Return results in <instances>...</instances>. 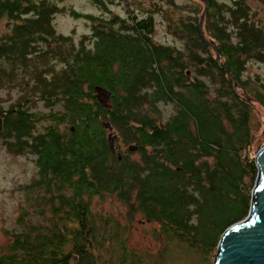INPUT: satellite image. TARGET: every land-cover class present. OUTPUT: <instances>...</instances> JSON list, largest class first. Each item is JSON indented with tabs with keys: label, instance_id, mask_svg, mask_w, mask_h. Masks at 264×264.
Wrapping results in <instances>:
<instances>
[{
	"label": "trees",
	"instance_id": "1",
	"mask_svg": "<svg viewBox=\"0 0 264 264\" xmlns=\"http://www.w3.org/2000/svg\"><path fill=\"white\" fill-rule=\"evenodd\" d=\"M55 1L62 0H0L11 32L0 37V84H20L24 94L0 110L3 144L38 156V178L25 190H43L33 208L46 218L14 234L0 264H143L128 242L137 215L159 226L153 234L165 249H189L209 264L225 231L251 210L264 145L251 157L252 96L241 100L236 85L247 62H264L263 23L244 2L208 0L204 35L213 46L201 34L200 9L175 20L184 49L157 44L153 17L131 11L87 15L91 33L78 43L56 32L64 9ZM214 86L217 98L209 99ZM98 87L112 93L107 107ZM252 93L264 105V93ZM36 101L61 107L44 133L29 110ZM164 104L174 113L163 122ZM106 124L125 145H139V160L112 153ZM105 196L126 207L127 224L93 214L92 199Z\"/></svg>",
	"mask_w": 264,
	"mask_h": 264
},
{
	"label": "rangeland",
	"instance_id": "2",
	"mask_svg": "<svg viewBox=\"0 0 264 264\" xmlns=\"http://www.w3.org/2000/svg\"><path fill=\"white\" fill-rule=\"evenodd\" d=\"M105 2V6H99L94 0H62L55 1L58 7L64 9V12L58 14L54 18V27L56 32L63 36H72L76 42H80L83 37H87L91 33L92 22L87 15L95 16L97 19H111L114 16L127 18L128 12L136 13L139 17L148 14L153 17L155 23L154 41L162 46L172 47L175 49H184V37L178 32L172 30L176 28L175 20L180 17L182 20L188 21L190 16L199 9L203 11L202 3L193 2L191 0H101ZM218 3H231V0H216ZM172 2V3H171ZM250 7V16L256 21L263 23L264 28V1L246 0ZM176 5L178 9L173 8ZM71 10L79 13L74 16ZM200 12V11H199ZM202 13H200L201 18ZM10 22L7 19L0 20V37L11 34ZM206 22L204 23L205 29ZM222 61V60H221ZM61 68V67H60ZM241 89L237 90L241 100L245 98V93L251 97L249 104L253 110L252 120L250 124L251 133L253 134V146L251 149V157L257 154L258 146L264 145V105L256 101V95L252 93L256 88V93H264V62L249 61L244 69L241 78ZM251 81L250 89L248 84L243 82ZM210 86L212 83L209 82ZM223 85V84H222ZM216 86H219L217 84ZM216 86L209 89L208 98L216 99ZM24 98L22 86L17 83L3 85L0 84V110L7 111L15 102ZM31 113L40 116L37 123L38 132L44 133L52 125V121L48 116L53 112L61 110L60 105L53 108L48 107L43 101H36L29 109ZM174 113V107L171 104L161 106V117L164 122ZM65 129V125L61 126ZM118 135L117 131H114ZM123 142V141H122ZM124 143V142H123ZM3 138L0 137V257L6 254L13 240L14 234L21 233L29 224L45 223L46 218L39 216L33 208V196L43 194V190L29 193L25 187L32 184L38 178L37 167L27 156L14 154L3 147ZM128 146V145H126ZM133 160H139L140 155L131 156ZM36 200V199H35ZM92 212L95 216H110L119 219L122 224H127L125 216H127L126 207L115 197L105 196L104 198L95 197L92 199ZM46 216H50L49 209H46ZM24 217L23 221L21 220ZM159 226L148 222L137 215L133 224L129 228V245L134 248L142 257L145 256L143 264H206L196 255L197 253L189 252V249H165V242L158 241L154 232L158 231ZM218 249H214L210 256L209 264H214L215 256ZM106 264H111L106 262Z\"/></svg>",
	"mask_w": 264,
	"mask_h": 264
},
{
	"label": "water",
	"instance_id": "3",
	"mask_svg": "<svg viewBox=\"0 0 264 264\" xmlns=\"http://www.w3.org/2000/svg\"><path fill=\"white\" fill-rule=\"evenodd\" d=\"M205 3V11L201 18L200 30L203 38L213 46L205 37L203 22L208 11L209 4ZM217 61L220 55L216 48ZM98 100L107 107L112 93L106 89L97 88ZM109 128L110 125H105ZM3 131V117L0 114V133ZM116 136L110 135V149L116 153L114 140ZM136 147H130L135 150ZM121 159V156H119ZM255 162L258 168V176L252 192V204L249 215L242 221L230 226L222 235L218 246V253L215 256L214 264H264V147L258 152Z\"/></svg>",
	"mask_w": 264,
	"mask_h": 264
},
{
	"label": "flooded vegetation",
	"instance_id": "4",
	"mask_svg": "<svg viewBox=\"0 0 264 264\" xmlns=\"http://www.w3.org/2000/svg\"><path fill=\"white\" fill-rule=\"evenodd\" d=\"M191 1H193V2H197V3H202L203 5H204V9H203V12H202V15H203V13H204V11H205V3L202 1V0H191ZM239 1H241V2H244L245 4H246V6L250 9V7L247 5V3H246V0H231V4H235L236 2H239ZM207 2H208V4H209V7H208V11H209V8L211 7V4L209 3V1L207 0ZM223 4H226L227 6H228V3H223ZM197 10V9H196ZM208 11H207V13H208ZM207 13H206V15H205V18H204V22H203V28H204V23L206 22V17H207ZM202 15H201V18H202ZM201 18H200V22H199V27H200V25H201ZM204 31V30H203ZM215 51V50H214ZM217 55V54H216ZM242 87H241V85L239 84H237L236 85V89L237 90H239V89H241ZM111 100V99H110ZM109 100V101H110ZM2 116V115H1ZM106 125H110V127L109 128H107V127H105L104 129L106 130V132H107V140H108V142L110 143V135H112L113 137L114 136H116L117 138H115V140H114V143H115V148H116V153L114 154V155H119V156H131V155H134V154H139V151H140V147H139V145H137V144H135V143H133V144H130V145H128V146H126L122 141L123 140H120L119 139V137L117 136V135H115V128L111 125V124H106ZM30 127H32V125L30 126ZM5 130H6V126H5V123H4V119H3V131L0 133V137L1 138H3V136H4V134H5ZM4 146L3 147H5L6 149H8V146L7 145H5V144H3ZM132 146H134V147H136L137 149H135V150H130V147H132ZM19 155H24V156H27V158H29L30 159V157H35V159H31L32 160V162L34 163V165L37 167V163H36V161H37V159H38V156L36 155V154H33V153H24V154H19Z\"/></svg>",
	"mask_w": 264,
	"mask_h": 264
}]
</instances>
